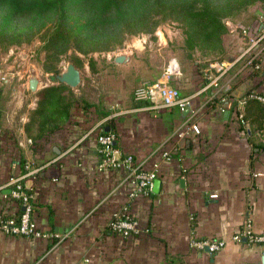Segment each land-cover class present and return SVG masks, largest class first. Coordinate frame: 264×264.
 I'll return each instance as SVG.
<instances>
[{
	"label": "crops",
	"instance_id": "crops-1",
	"mask_svg": "<svg viewBox=\"0 0 264 264\" xmlns=\"http://www.w3.org/2000/svg\"><path fill=\"white\" fill-rule=\"evenodd\" d=\"M124 51L131 53L130 59L114 63H135V52ZM200 80L199 75L193 80L188 110L156 109L133 95L117 103H93L89 109L77 105L62 127L38 138L25 129L38 94L25 112L0 109V215L18 211L9 181L23 176L34 197V218L53 233L29 237L9 233L0 224V264H80L86 258L89 264L253 261L264 243L230 241L210 253L191 242L229 237L247 224L264 230V115L251 120L256 116L252 111L242 120L245 104L240 103L251 88L264 92V66L261 73H252L238 63L219 86L204 88ZM228 84L231 89L226 91ZM115 104L124 107L112 111ZM22 105L17 101L15 107ZM190 117L200 132L189 129L180 136L178 130ZM101 127L117 131L122 153H133L147 167L160 163L158 189L153 183L148 194L131 198L134 183L126 179L127 170L99 168L96 136ZM158 146L172 158L155 152ZM28 165L39 172L28 174ZM127 205L142 227L128 237L110 228L113 212Z\"/></svg>",
	"mask_w": 264,
	"mask_h": 264
},
{
	"label": "trees",
	"instance_id": "trees-1",
	"mask_svg": "<svg viewBox=\"0 0 264 264\" xmlns=\"http://www.w3.org/2000/svg\"><path fill=\"white\" fill-rule=\"evenodd\" d=\"M258 2L264 0H0V45L8 47L40 36L46 50L44 69L58 73V63L71 48L90 56V63H94L92 53L115 50L131 35L154 32L162 21L171 19L183 27L182 47L189 57L197 51L218 55L225 49V37L230 32L226 18ZM261 15V20L256 18L257 21L247 26L262 31ZM246 37L247 42L249 37ZM70 59L77 66L84 63V57L77 53ZM256 61L263 64L252 73H261L264 53ZM208 64L199 72L204 84L209 80L205 75ZM252 90H247L245 95ZM38 95V104L30 110L25 123L27 133L34 138L62 127L77 102L73 88L60 81L42 87ZM252 111L256 116L250 119L258 120L264 115V103L249 98L244 119ZM34 210L35 201L33 213ZM21 212L22 205L14 216L19 218Z\"/></svg>",
	"mask_w": 264,
	"mask_h": 264
},
{
	"label": "rangeland",
	"instance_id": "rangeland-1",
	"mask_svg": "<svg viewBox=\"0 0 264 264\" xmlns=\"http://www.w3.org/2000/svg\"><path fill=\"white\" fill-rule=\"evenodd\" d=\"M260 15L264 20V3L258 2L248 9L228 16L226 22L230 32L225 37V49L218 55H204L197 51L195 56L189 57L182 47L184 32L181 23L167 19L162 21L154 32L131 35L124 41L123 46L115 50L92 53L94 63H90V56L85 57L83 53L71 48L58 63L59 72L72 61L70 58L73 53L84 57V63L79 66L82 71V82L72 88L77 98L75 106L80 105L89 109L91 106L88 103L98 105L107 101L117 103L116 101H125L134 96L133 93L140 83L162 77L168 60L175 56L180 61L183 74L172 82L175 84L176 80L181 82L184 85L181 88L183 95H188L193 91V80L206 63L215 59L230 58L239 53L245 46L247 37L238 29V25L253 24ZM43 43V39L37 36L31 41L8 47L0 45V109L25 112L43 85L58 83L57 73L44 69L46 50ZM140 43L146 48L141 50ZM124 50L135 52V63L130 62L127 65L114 63L115 53ZM34 74L41 78L40 89L37 91L29 88V78ZM199 82L202 85L201 80ZM17 101L19 103L23 101L24 105L15 107ZM120 107H124L123 104L121 106L115 104L111 110L119 111Z\"/></svg>",
	"mask_w": 264,
	"mask_h": 264
},
{
	"label": "built area",
	"instance_id": "built-area-1",
	"mask_svg": "<svg viewBox=\"0 0 264 264\" xmlns=\"http://www.w3.org/2000/svg\"><path fill=\"white\" fill-rule=\"evenodd\" d=\"M238 29H241L249 40L245 46L233 57L215 59L209 62L205 68V75L209 79L205 87L219 86L222 77L230 71L238 63H242L243 68L253 70L255 67H260L263 63L257 62V57L264 53V29L256 32L253 28L247 25L239 24ZM183 74L182 66L177 57L173 56L168 60L165 72L162 77L154 81H143L135 91L134 96L138 100H148L149 105L156 109L178 107L185 110L191 106V95H183L180 87L172 81L179 78ZM226 91L231 89V85L226 86ZM249 98H254L264 103V92L253 89L248 92L240 103L244 105ZM194 116L197 112L192 111ZM242 120L244 113H241ZM189 129H194L200 132L199 123L193 117L185 120L184 125L178 130L180 136L187 134ZM97 141L99 151L101 153L100 169L105 168H120L127 170L126 179L133 181V185L129 192V196L136 197L141 194H148L152 188L155 178H157L160 168V163L155 161L152 167H147L143 161L135 159L133 153H122L117 144V134L114 130H103V127L97 132ZM31 140V139H30ZM155 152L160 153L164 158H172L171 152L158 146ZM29 173H38L40 168H32L28 165ZM23 176H12L9 183L12 185L11 194L18 202V209L22 205V212L17 218L12 215H0V224L9 233L20 234L29 237H47L53 233H49L41 228L38 221L33 216V201L34 197L30 188L23 182ZM193 218L194 216L191 215ZM110 227L113 232L120 233L123 236H131L141 231L140 221L137 215L129 208L124 206L113 212ZM55 235H58L57 233ZM247 238L250 243H264V230L258 231L251 224H247L243 229L236 231L229 237H201L192 240L193 247L205 250L210 253H217L222 250L230 241L242 242ZM209 247V250L206 248ZM90 258H86L80 264H89Z\"/></svg>",
	"mask_w": 264,
	"mask_h": 264
},
{
	"label": "water",
	"instance_id": "water-1",
	"mask_svg": "<svg viewBox=\"0 0 264 264\" xmlns=\"http://www.w3.org/2000/svg\"><path fill=\"white\" fill-rule=\"evenodd\" d=\"M141 50L145 49L146 46L142 44L139 47ZM131 57V53L128 51H120L115 53L113 60L116 63H124L127 62ZM56 78L60 82H64L71 87H76L82 82V71L74 62L70 61L67 63L65 69L56 74ZM29 88L32 91H37L40 89V77L36 74L31 75L29 78ZM188 110V109H187ZM109 128H106L108 130ZM161 179L156 178L154 180V188L158 189L160 186ZM247 241V238H245ZM209 250V247L206 248ZM246 264H264V249H260L253 261L247 262Z\"/></svg>",
	"mask_w": 264,
	"mask_h": 264
},
{
	"label": "bare ground",
	"instance_id": "bare-ground-1",
	"mask_svg": "<svg viewBox=\"0 0 264 264\" xmlns=\"http://www.w3.org/2000/svg\"><path fill=\"white\" fill-rule=\"evenodd\" d=\"M142 45V43H140V46Z\"/></svg>",
	"mask_w": 264,
	"mask_h": 264
}]
</instances>
